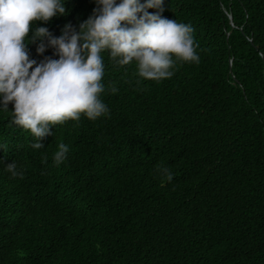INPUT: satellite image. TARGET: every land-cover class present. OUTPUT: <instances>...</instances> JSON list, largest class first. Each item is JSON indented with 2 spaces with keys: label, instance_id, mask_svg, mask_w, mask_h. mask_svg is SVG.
<instances>
[{
  "label": "trees",
  "instance_id": "trees-1",
  "mask_svg": "<svg viewBox=\"0 0 264 264\" xmlns=\"http://www.w3.org/2000/svg\"><path fill=\"white\" fill-rule=\"evenodd\" d=\"M97 7L75 0L52 35ZM163 9L193 28L199 62L173 57L170 78L149 80L101 53L108 112L50 125L46 184L0 176V264H264V0ZM29 41L37 64L59 59ZM13 111L0 105V134H28ZM60 143L66 159L51 164Z\"/></svg>",
  "mask_w": 264,
  "mask_h": 264
},
{
  "label": "clouds",
  "instance_id": "clouds-1",
  "mask_svg": "<svg viewBox=\"0 0 264 264\" xmlns=\"http://www.w3.org/2000/svg\"><path fill=\"white\" fill-rule=\"evenodd\" d=\"M96 3L94 15L80 24L79 32L70 24L75 19H70L63 34L55 37L48 21L62 28L75 0H0V105L8 109L14 104L13 123L28 133L0 134L2 178L46 184L47 173L42 167L49 160L45 148L54 142L50 125L79 121L82 114L96 120L108 112L100 99L105 90L101 83L103 51L109 50L110 58L120 66L135 60L139 76L149 80L170 78L173 57L199 62L193 28L162 18L164 0ZM150 8L159 12L149 13ZM26 41H37L39 54H46V47L51 46L59 59L47 57L37 64L29 57ZM111 91L117 89L112 87ZM9 144H23L26 150L11 152L5 149ZM68 151V146L60 143L51 164H61ZM158 171L168 181L173 179L166 167Z\"/></svg>",
  "mask_w": 264,
  "mask_h": 264
}]
</instances>
